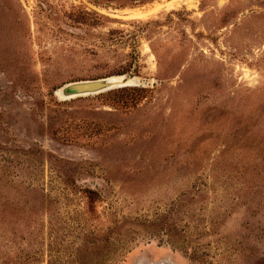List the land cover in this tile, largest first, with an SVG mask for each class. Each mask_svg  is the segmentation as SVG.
I'll list each match as a JSON object with an SVG mask.
<instances>
[{
    "label": "rangeland",
    "instance_id": "obj_1",
    "mask_svg": "<svg viewBox=\"0 0 264 264\" xmlns=\"http://www.w3.org/2000/svg\"><path fill=\"white\" fill-rule=\"evenodd\" d=\"M0 264H264V0H0Z\"/></svg>",
    "mask_w": 264,
    "mask_h": 264
},
{
    "label": "water",
    "instance_id": "obj_2",
    "mask_svg": "<svg viewBox=\"0 0 264 264\" xmlns=\"http://www.w3.org/2000/svg\"><path fill=\"white\" fill-rule=\"evenodd\" d=\"M116 77H121L123 79L117 81L115 79ZM124 77L125 76H111L95 80L68 83L59 88L56 95L58 98L64 100L83 95H95L115 88L127 87L130 86V84H135L131 82L132 78L124 80Z\"/></svg>",
    "mask_w": 264,
    "mask_h": 264
},
{
    "label": "trees",
    "instance_id": "obj_3",
    "mask_svg": "<svg viewBox=\"0 0 264 264\" xmlns=\"http://www.w3.org/2000/svg\"><path fill=\"white\" fill-rule=\"evenodd\" d=\"M111 77V76H109ZM106 78V77H105ZM126 90H137V91H142L143 89H138L136 87H130V86H127V87H120V88H115V89H112V90H109V91H105V92H102V93H99L101 95H104V94H110V93H113V92H122V91H126Z\"/></svg>",
    "mask_w": 264,
    "mask_h": 264
},
{
    "label": "bare ground",
    "instance_id": "obj_4",
    "mask_svg": "<svg viewBox=\"0 0 264 264\" xmlns=\"http://www.w3.org/2000/svg\"><path fill=\"white\" fill-rule=\"evenodd\" d=\"M119 76H122V75H119ZM117 81H120L121 79H123V78H121V77H116L115 78ZM125 79H130V78H126V77H124V80ZM131 82H133V83H135V84H130V86H135V85H137V82H136V80L134 79V78H132V80H131ZM57 92V91H56Z\"/></svg>",
    "mask_w": 264,
    "mask_h": 264
}]
</instances>
